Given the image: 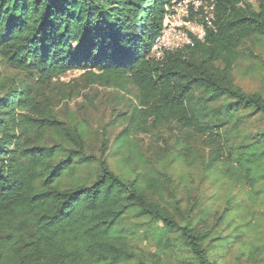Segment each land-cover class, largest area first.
Segmentation results:
<instances>
[{
	"label": "trees",
	"instance_id": "trees-1",
	"mask_svg": "<svg viewBox=\"0 0 264 264\" xmlns=\"http://www.w3.org/2000/svg\"><path fill=\"white\" fill-rule=\"evenodd\" d=\"M172 1L0 0V264H164L129 245L123 223L132 212L155 224L160 248L173 247L177 234L188 264H220L239 243L241 226L228 223L222 236L202 202L197 222L179 223L155 199L164 192L159 180L126 179L106 159L88 156L84 131L63 128L47 108L50 100L41 101L71 71L117 91L136 88L122 142L177 124L209 139L215 151L208 170L223 165L257 195L264 130L252 140L237 138L241 113L264 123V96L244 92L233 74L249 44L264 45V0L258 10L252 0H215V29L205 41L157 61L152 49ZM228 132L236 133L234 141ZM53 133L66 148L46 144ZM233 211L229 201L225 212ZM252 253L240 256L251 260Z\"/></svg>",
	"mask_w": 264,
	"mask_h": 264
},
{
	"label": "rangeland",
	"instance_id": "rangeland-1",
	"mask_svg": "<svg viewBox=\"0 0 264 264\" xmlns=\"http://www.w3.org/2000/svg\"><path fill=\"white\" fill-rule=\"evenodd\" d=\"M251 3L258 10V1L252 0ZM247 47L233 74L234 82L246 93L264 96V45L249 44ZM0 69L5 71L3 67ZM83 74L82 71H71L54 80L44 90L41 101L50 100L51 108H47L63 128L84 131L87 155L106 159L110 168L126 179L138 176L159 180L164 185V192L155 199L167 205L179 223L192 219L197 222V209L202 202L210 211L209 222L219 224L222 236L230 233V228L226 227L228 223L241 226L243 234L239 243L219 261L220 264H264V193L261 190L264 184L257 186L259 193L255 195L248 184L230 177L223 165L208 170L214 150L208 144L209 139L182 131L174 123L148 133L132 134L122 142L119 135L133 114L136 88H130L129 93L117 91L95 84ZM218 105L210 106L215 109ZM241 116L244 118L238 142L245 136L247 140L255 139L254 135L264 130L263 121L248 112L241 113ZM235 135V132H228V140L234 141ZM46 144L50 147L67 146L55 133L47 137ZM86 172L82 170L76 176H83ZM229 201L234 206L233 214L225 212ZM175 204L180 211L175 210ZM194 205L192 215H189L188 211ZM154 226L148 218L132 212L123 223V234L131 248L145 254L150 261L159 259L164 264H188L189 254L178 242L177 234L171 235L173 247L160 248L154 236ZM244 251L253 252L251 260L240 256ZM218 254L216 251L214 258Z\"/></svg>",
	"mask_w": 264,
	"mask_h": 264
},
{
	"label": "built area",
	"instance_id": "built-area-1",
	"mask_svg": "<svg viewBox=\"0 0 264 264\" xmlns=\"http://www.w3.org/2000/svg\"><path fill=\"white\" fill-rule=\"evenodd\" d=\"M215 0H175L166 6L163 28L155 41L151 57L162 60L166 54L178 52L204 42L215 29Z\"/></svg>",
	"mask_w": 264,
	"mask_h": 264
},
{
	"label": "bare ground",
	"instance_id": "bare-ground-1",
	"mask_svg": "<svg viewBox=\"0 0 264 264\" xmlns=\"http://www.w3.org/2000/svg\"><path fill=\"white\" fill-rule=\"evenodd\" d=\"M210 32V31H209Z\"/></svg>",
	"mask_w": 264,
	"mask_h": 264
}]
</instances>
